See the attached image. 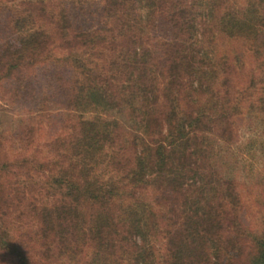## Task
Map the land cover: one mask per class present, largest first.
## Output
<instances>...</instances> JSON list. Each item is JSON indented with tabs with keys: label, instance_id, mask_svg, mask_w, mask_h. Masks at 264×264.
<instances>
[{
	"label": "trees",
	"instance_id": "1",
	"mask_svg": "<svg viewBox=\"0 0 264 264\" xmlns=\"http://www.w3.org/2000/svg\"><path fill=\"white\" fill-rule=\"evenodd\" d=\"M68 83L130 126L79 112L0 134V264H264V212L214 253L244 222L210 141L264 114V0H0V102L40 113Z\"/></svg>",
	"mask_w": 264,
	"mask_h": 264
},
{
	"label": "rangeland",
	"instance_id": "2",
	"mask_svg": "<svg viewBox=\"0 0 264 264\" xmlns=\"http://www.w3.org/2000/svg\"><path fill=\"white\" fill-rule=\"evenodd\" d=\"M163 1L156 0V4L160 7ZM73 94L72 85L64 84L56 95L49 93L45 109L40 113H27L19 105L13 107L10 103L0 102V134L9 133L15 136V140H22L31 129L38 131L43 125L48 129L51 124L60 123L62 114L79 112L106 122L108 128L120 124L125 128L130 126L126 113L118 109L115 101L94 96L93 104L86 109H78L74 105ZM247 112L233 135L223 137L214 133L210 136L215 189L221 198L240 209L244 222L241 225L243 232L232 224L216 237L214 253L219 259H230L239 249L249 246L250 243L245 242L249 230L246 227L256 230L263 221L264 114L254 105ZM4 181L10 185L14 178L7 175Z\"/></svg>",
	"mask_w": 264,
	"mask_h": 264
}]
</instances>
